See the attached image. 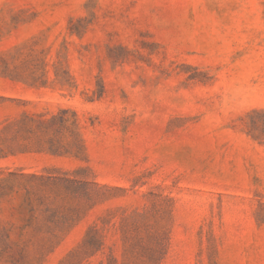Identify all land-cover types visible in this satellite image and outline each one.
<instances>
[{
  "label": "rangeland",
  "instance_id": "1",
  "mask_svg": "<svg viewBox=\"0 0 264 264\" xmlns=\"http://www.w3.org/2000/svg\"><path fill=\"white\" fill-rule=\"evenodd\" d=\"M0 264H264V0H0Z\"/></svg>",
  "mask_w": 264,
  "mask_h": 264
}]
</instances>
